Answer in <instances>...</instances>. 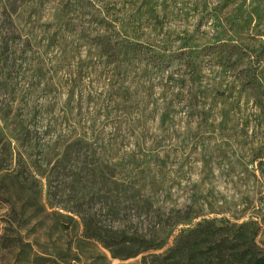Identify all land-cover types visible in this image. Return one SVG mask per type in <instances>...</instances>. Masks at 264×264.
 Instances as JSON below:
<instances>
[{
    "label": "rangeland",
    "instance_id": "obj_1",
    "mask_svg": "<svg viewBox=\"0 0 264 264\" xmlns=\"http://www.w3.org/2000/svg\"><path fill=\"white\" fill-rule=\"evenodd\" d=\"M213 219L264 254V0H0V264H144Z\"/></svg>",
    "mask_w": 264,
    "mask_h": 264
},
{
    "label": "trees",
    "instance_id": "obj_2",
    "mask_svg": "<svg viewBox=\"0 0 264 264\" xmlns=\"http://www.w3.org/2000/svg\"><path fill=\"white\" fill-rule=\"evenodd\" d=\"M104 52H108L109 57H115L119 54L129 52V49L136 47L138 51L143 47L142 44L136 42L122 41L117 39L104 41ZM106 45V46H105ZM108 47V48H107ZM138 53V52H137ZM184 53H176L172 55H161L156 57V66L161 70H165L174 64L176 58L179 61H185ZM150 57H155L151 54ZM186 62V61H185ZM194 69V62L188 61ZM193 72V71H192ZM234 228V229H233ZM84 232L86 238H95L102 243L103 246L110 249L115 257H133L151 248L157 249L161 247V242L144 238H136L129 236L122 229L113 228L112 230H102L101 227L95 225L94 222L88 220L85 222ZM258 229L251 222H244L240 225H232L224 227L216 223V220H204L197 224V227L182 231L177 237L173 246L169 247L164 253H151L143 256L144 264H195L198 254L204 249H211L217 254V261L222 264H264V254H258L255 237ZM225 235V236H224ZM230 248L241 249L237 254L229 256V258L221 257L220 252L226 244ZM150 258V261H148Z\"/></svg>",
    "mask_w": 264,
    "mask_h": 264
}]
</instances>
